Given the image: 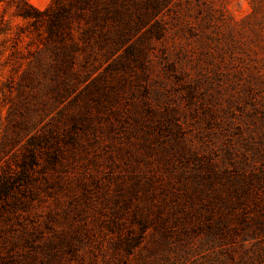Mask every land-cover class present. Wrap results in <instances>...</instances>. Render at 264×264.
<instances>
[{
    "label": "rangeland",
    "instance_id": "1",
    "mask_svg": "<svg viewBox=\"0 0 264 264\" xmlns=\"http://www.w3.org/2000/svg\"><path fill=\"white\" fill-rule=\"evenodd\" d=\"M140 29L127 58L56 66L0 4V179L26 175L0 200L14 264H264V186L246 213L229 199L264 179V0H170Z\"/></svg>",
    "mask_w": 264,
    "mask_h": 264
},
{
    "label": "trees",
    "instance_id": "2",
    "mask_svg": "<svg viewBox=\"0 0 264 264\" xmlns=\"http://www.w3.org/2000/svg\"><path fill=\"white\" fill-rule=\"evenodd\" d=\"M1 3L14 5L15 13L31 19L35 30L43 28L56 66H59L75 63L76 51L82 48L99 47L107 53L119 52L141 31L145 18L159 16L170 0H54L45 9L38 8L31 0H0ZM138 43L130 42L121 57L138 53ZM34 163L32 154L29 164ZM25 176L24 172L3 176L0 179V200L9 195L14 183L22 181ZM262 180L256 184L248 179L240 181L239 187L234 186L229 195L234 212L246 213L250 211V205H257L252 189L264 186ZM239 188L244 190L243 193H239ZM219 224L213 229L216 235L220 233ZM2 250L0 247V264H14V257L3 255ZM13 250V247L9 248L8 252Z\"/></svg>",
    "mask_w": 264,
    "mask_h": 264
}]
</instances>
